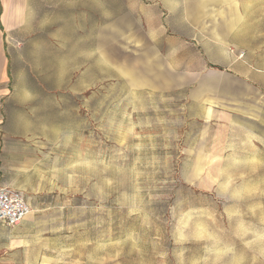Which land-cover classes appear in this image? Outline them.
Segmentation results:
<instances>
[{
    "label": "rangeland",
    "instance_id": "obj_1",
    "mask_svg": "<svg viewBox=\"0 0 264 264\" xmlns=\"http://www.w3.org/2000/svg\"><path fill=\"white\" fill-rule=\"evenodd\" d=\"M26 1L0 187L32 213L0 264H264V0L191 16L188 44L130 0Z\"/></svg>",
    "mask_w": 264,
    "mask_h": 264
},
{
    "label": "crops",
    "instance_id": "obj_2",
    "mask_svg": "<svg viewBox=\"0 0 264 264\" xmlns=\"http://www.w3.org/2000/svg\"><path fill=\"white\" fill-rule=\"evenodd\" d=\"M130 2L136 6V16H154V21L161 20L163 16L169 17L171 21L178 16L185 33L183 37L179 34L175 36L183 38L184 44H188L186 30L190 32L192 27L189 22L191 16H245L241 12L240 6L254 3V0L251 2L250 0H130ZM235 5H238V11H233ZM27 11L28 3L26 0H0V132L4 125L2 107L7 105L10 99L8 82L11 76V64L5 45L8 16H27ZM228 44L230 41L225 40L222 36L220 41L217 40L209 45L223 51Z\"/></svg>",
    "mask_w": 264,
    "mask_h": 264
},
{
    "label": "built area",
    "instance_id": "obj_3",
    "mask_svg": "<svg viewBox=\"0 0 264 264\" xmlns=\"http://www.w3.org/2000/svg\"><path fill=\"white\" fill-rule=\"evenodd\" d=\"M31 213V203L22 191L8 186L0 187V224L18 226Z\"/></svg>",
    "mask_w": 264,
    "mask_h": 264
}]
</instances>
